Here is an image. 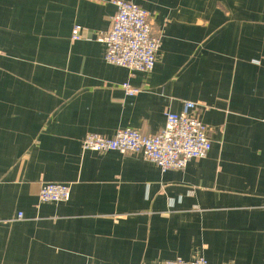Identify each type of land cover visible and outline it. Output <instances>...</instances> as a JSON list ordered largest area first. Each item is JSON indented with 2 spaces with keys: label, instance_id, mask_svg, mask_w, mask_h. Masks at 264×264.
<instances>
[{
  "label": "crops",
  "instance_id": "0c3cea01",
  "mask_svg": "<svg viewBox=\"0 0 264 264\" xmlns=\"http://www.w3.org/2000/svg\"><path fill=\"white\" fill-rule=\"evenodd\" d=\"M125 1L161 35L150 72L104 60L112 0H0V264H264V0ZM185 101L211 148L183 169L82 149Z\"/></svg>",
  "mask_w": 264,
  "mask_h": 264
},
{
  "label": "built area",
  "instance_id": "2783aa9c",
  "mask_svg": "<svg viewBox=\"0 0 264 264\" xmlns=\"http://www.w3.org/2000/svg\"><path fill=\"white\" fill-rule=\"evenodd\" d=\"M116 8L109 29L97 37L105 46L104 60L129 71L150 72L154 68L161 35L153 33L149 12L125 0H112ZM74 28L72 40H79ZM127 95L139 92L138 88L123 84ZM83 150L122 154H140L155 163L162 171L183 169L192 159L207 156L211 141L208 128L201 121L197 104L185 101L179 112L168 111L165 124L155 134H143L137 129H118L112 137L87 133L82 139ZM70 197V184L44 182L40 184V202H66ZM21 213L17 215L18 218ZM164 264H210L204 257L184 260L176 257Z\"/></svg>",
  "mask_w": 264,
  "mask_h": 264
}]
</instances>
